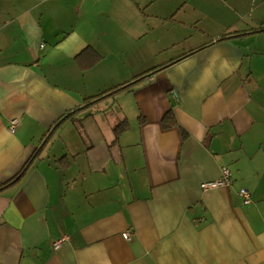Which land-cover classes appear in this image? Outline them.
Here are the masks:
<instances>
[{
    "label": "crops",
    "instance_id": "0c3cea01",
    "mask_svg": "<svg viewBox=\"0 0 264 264\" xmlns=\"http://www.w3.org/2000/svg\"><path fill=\"white\" fill-rule=\"evenodd\" d=\"M189 1L0 0V264H264V15Z\"/></svg>",
    "mask_w": 264,
    "mask_h": 264
},
{
    "label": "trees",
    "instance_id": "16d2710c",
    "mask_svg": "<svg viewBox=\"0 0 264 264\" xmlns=\"http://www.w3.org/2000/svg\"><path fill=\"white\" fill-rule=\"evenodd\" d=\"M87 52V51H86ZM99 59V55L97 53H95V57H93V59L89 60L87 63H81L80 60V66L82 67V69H87L88 67L92 66L93 64H95ZM103 93V92H102ZM101 95V94H100ZM94 97L97 96H93ZM89 99V98H88ZM73 113H68L64 116H62V118H60L58 120V122H56V124L52 127V129L50 130L49 133H52L53 130H55L58 126H60V124L62 123V121H64L66 118H69L72 116ZM171 113H166L162 119V124L164 127L170 126V120H171ZM129 128V122L126 119L121 120L113 129H112V134H113V142H118V139L120 137V135ZM39 153V149H37L34 154L32 155V157L23 165V167L20 169V171H18L12 178H10L9 180H7L6 182L0 184V190L8 187L10 185H13L17 182L20 181V179L24 176V173L27 171V169L30 167V165L33 162V159L35 158V156H37Z\"/></svg>",
    "mask_w": 264,
    "mask_h": 264
},
{
    "label": "built area",
    "instance_id": "2783aa9c",
    "mask_svg": "<svg viewBox=\"0 0 264 264\" xmlns=\"http://www.w3.org/2000/svg\"><path fill=\"white\" fill-rule=\"evenodd\" d=\"M42 46V44H41ZM18 123V119L17 118H13L10 120L9 122V127L8 130L10 132H13L16 125ZM231 173L230 170L227 167H222L221 168V175L219 178L215 179V180H211V181H206V182H202L201 183V188L203 190H209V189H213V188H218L221 186H226L229 182ZM241 196L243 197V201L245 204L250 203L251 199H250V192L245 189V188H241L239 190ZM124 238L129 239V234L127 232L123 233ZM65 240V237L57 240L54 242V248H58L61 246L62 242Z\"/></svg>",
    "mask_w": 264,
    "mask_h": 264
},
{
    "label": "rangeland",
    "instance_id": "374dc122",
    "mask_svg": "<svg viewBox=\"0 0 264 264\" xmlns=\"http://www.w3.org/2000/svg\"><path fill=\"white\" fill-rule=\"evenodd\" d=\"M232 1L236 2V4L238 6H240V4H239L240 0H232ZM214 4L215 5L218 4L216 0H190L188 2L187 6L193 7V6L197 5V8H199V6L202 8H206V7H209V6L214 5ZM184 7H185V4H184ZM253 9H254L253 14L255 17L258 15L259 16L264 15V0H247L244 8L242 10L245 12L246 18L251 19V17H248V14H250V12ZM111 103H113V101Z\"/></svg>",
    "mask_w": 264,
    "mask_h": 264
}]
</instances>
